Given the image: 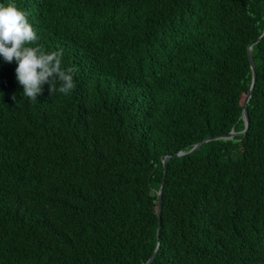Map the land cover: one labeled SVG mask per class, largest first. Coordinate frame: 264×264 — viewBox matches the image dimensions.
Masks as SVG:
<instances>
[{
  "label": "trees",
  "instance_id": "obj_1",
  "mask_svg": "<svg viewBox=\"0 0 264 264\" xmlns=\"http://www.w3.org/2000/svg\"><path fill=\"white\" fill-rule=\"evenodd\" d=\"M9 3L76 72L35 101L0 57V264H264V37L247 133L162 164L244 129L264 0Z\"/></svg>",
  "mask_w": 264,
  "mask_h": 264
},
{
  "label": "clouds",
  "instance_id": "obj_2",
  "mask_svg": "<svg viewBox=\"0 0 264 264\" xmlns=\"http://www.w3.org/2000/svg\"><path fill=\"white\" fill-rule=\"evenodd\" d=\"M28 13L15 4L0 5V57L6 63L16 62V79L23 95L37 101L43 85L54 94H69L75 88L74 67H62V50L45 51L28 22ZM16 99L15 95L12 97Z\"/></svg>",
  "mask_w": 264,
  "mask_h": 264
},
{
  "label": "water",
  "instance_id": "obj_3",
  "mask_svg": "<svg viewBox=\"0 0 264 264\" xmlns=\"http://www.w3.org/2000/svg\"><path fill=\"white\" fill-rule=\"evenodd\" d=\"M263 37H264V30H263L262 35L259 38H257L256 40L252 41L249 44L248 49H247L248 58H249V64H250V68H251V71H252V81H251V86H250L249 92L247 93V95L245 96L244 101H243L242 118H243V121H244V129L242 131H240V132L231 131L227 135L217 136V137H212V138L204 139L201 142L195 144L189 151L179 152V153L174 154V155H166L164 157L163 161H162V164H163V176L164 177L166 176L168 162H169V160L172 157H174V158H180V157L188 156V155H191V154L195 153L197 150L200 149V147L203 144H205L207 142L214 141V140H219V139H232L235 136L245 135L247 133V131L249 130V126H250V121H249V116H248V111L246 109V105H247V103L249 102V100L251 98V95H252V92H253V89H254V86H255V82H256V71H255L254 58H253V54H252V47L255 44H257ZM163 186H164V181L161 183V186H160V188H159V190L157 192V196H158V210H157V215H158V223H159V225L161 224L162 190H163ZM159 230H160V228L157 231V235H159ZM159 247H160V244L158 243L157 246H156V249H155L154 253L148 259V261L146 262V264H151L153 262L155 256L158 253Z\"/></svg>",
  "mask_w": 264,
  "mask_h": 264
}]
</instances>
